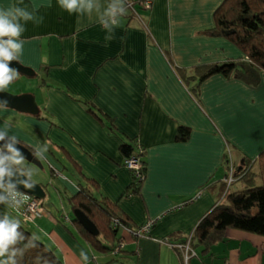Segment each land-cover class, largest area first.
<instances>
[{"label": "crops", "instance_id": "1", "mask_svg": "<svg viewBox=\"0 0 264 264\" xmlns=\"http://www.w3.org/2000/svg\"><path fill=\"white\" fill-rule=\"evenodd\" d=\"M225 2L154 0L146 11L127 2L126 15L109 33L96 12L69 14L57 0H0V7L35 8L44 18L28 22L21 37L19 62L35 75L20 73L18 85L7 88L34 95L39 113L0 108V130L9 125L6 138L15 135L33 153L48 147L42 164L50 177L34 172L35 182L46 192L52 177L64 186L56 188L59 204L45 197L47 214L32 233L63 264H264V237L239 230H229L205 255L192 245L188 255L174 246L194 233L228 189H243L242 181L226 186L233 165L253 162L252 170L262 172L264 71L245 67L241 50L216 30ZM108 3L100 0L102 10ZM238 61L245 65L229 76L200 82L207 68ZM79 100L96 104L113 120L112 129ZM182 127L190 132L186 141L177 138ZM127 145L143 153L146 164L138 195L128 193L135 169L127 166ZM79 170L134 230L153 222L149 233L124 230L111 246H121L117 254L92 247L61 200L85 187Z\"/></svg>", "mask_w": 264, "mask_h": 264}, {"label": "trees", "instance_id": "2", "mask_svg": "<svg viewBox=\"0 0 264 264\" xmlns=\"http://www.w3.org/2000/svg\"><path fill=\"white\" fill-rule=\"evenodd\" d=\"M127 2L132 3L134 9L146 11L149 9L144 6V3L151 2L153 4L154 0H127ZM129 17L133 18L134 16L129 14ZM216 23L218 33L241 50L248 62L245 67L255 71H264V0H226L216 12ZM244 65L240 61L214 65L206 69L200 82L214 75L229 76L239 66ZM79 101L99 122L104 125L109 123L112 129L113 120L96 104ZM189 136L188 129L183 127L179 129L177 137L179 141H186ZM136 146L138 147V145ZM122 151L126 156V161L133 158L138 161L139 169L131 172L133 180L128 192L130 195H138L146 174L143 153L135 154V148L129 145L124 146ZM259 158V162H262L261 175L252 170L253 162L246 163L245 161L244 167L240 169L232 166L233 172L230 174L231 178L226 186L229 188L242 181L243 189L233 193L228 189L220 203L204 216L192 234V248H202L203 255L209 254L212 246L222 241L229 230H239L264 237V151ZM79 172L82 174L80 170ZM82 177L86 182L84 183L85 187L69 198L71 209L73 213L84 212L97 226L99 235L89 234L75 216L74 223L78 225L85 240L97 251L114 253L119 245L116 244L117 246L113 249L111 246L121 240L120 234H123L124 228L134 230L133 222L117 204L99 194L100 187L93 179L84 174ZM0 195H6V192L0 190ZM1 204L16 216L21 225L18 232L22 233L24 239L15 246L17 255L14 259L17 264H63L56 252L30 231L27 226L29 224L22 220L10 202ZM3 218L4 215L0 213V219ZM176 248H178L177 245ZM181 253L183 254L182 250Z\"/></svg>", "mask_w": 264, "mask_h": 264}, {"label": "clouds", "instance_id": "3", "mask_svg": "<svg viewBox=\"0 0 264 264\" xmlns=\"http://www.w3.org/2000/svg\"><path fill=\"white\" fill-rule=\"evenodd\" d=\"M57 3L69 14L91 15L96 12L99 22L109 33L119 25L120 17L126 15L128 11L127 0H109L107 7L103 10L100 0H57ZM43 19V16L37 15L35 8L30 11L26 6L21 7L15 4L0 7V91L7 89L20 76L18 69L11 67L10 64L20 60L25 43L21 38L26 30L25 25L30 21L39 24L43 22ZM105 39H111V36ZM0 108H7L6 100H0ZM9 127L6 125L0 130V141H5ZM9 140L11 142L0 145V190L7 193V196L0 195V203L11 202L13 207H18L22 206L29 197L26 192L17 191L15 184L5 183V178L10 179L13 175L12 170L15 169L20 175L27 177L19 183L23 184L25 189H33L34 169L26 164V157L15 146L20 143L17 137L11 135ZM47 150L48 147L45 144L43 147H38L34 155L43 160ZM20 226L19 220L10 219L7 214L0 219V264H17L14 259L17 255L15 246L24 239L22 233L18 232Z\"/></svg>", "mask_w": 264, "mask_h": 264}, {"label": "water", "instance_id": "4", "mask_svg": "<svg viewBox=\"0 0 264 264\" xmlns=\"http://www.w3.org/2000/svg\"><path fill=\"white\" fill-rule=\"evenodd\" d=\"M11 67L18 69L19 73L24 74L26 76L35 75L34 70L23 66L19 61H13L10 64ZM0 100L7 101V108L14 109L18 112L37 115L39 113L38 105L35 99V96L32 94H22V95H15L7 90L0 91ZM5 142H11L8 138H5V141H0V145H3ZM20 151L21 154L26 157V163L32 164L39 169H43L44 166L42 164V160L38 159L34 153L24 146L21 143L15 145ZM13 175L12 177L5 178V183H13L16 185V189L22 192H26L37 199L44 200L46 197V191L44 186L41 184L34 183L33 189H25L23 184L19 183V181L26 180L27 177L20 175L15 171L12 170ZM75 216L79 223L84 227V229L91 234L92 236H98L99 230L97 226L84 214L82 211H76Z\"/></svg>", "mask_w": 264, "mask_h": 264}, {"label": "built area", "instance_id": "5", "mask_svg": "<svg viewBox=\"0 0 264 264\" xmlns=\"http://www.w3.org/2000/svg\"><path fill=\"white\" fill-rule=\"evenodd\" d=\"M127 6L132 7V4L128 3ZM144 6L147 9H150L152 7V3L151 2H145ZM127 163H128L127 166L129 167V169H131V170H134V169L138 170L139 169V164H138V161L136 159L133 158L131 160H128ZM17 191H19V190H17ZM19 192L25 193L22 191H19ZM27 195H28L29 199L22 206L13 207V208L16 210V212H18V214L20 215V217L22 218V220L25 223L32 224L38 218L42 217V215H43V213H42V210H44L43 206H42V208H40L41 205L43 204V200L37 199L28 193H27ZM5 196H7V193ZM17 200H19V197H17ZM10 204H11V202H10ZM117 224H118V222H117ZM151 228H152V224H147V225L142 226L140 229H137V230H130L127 228H124L123 230L140 236L143 234H148ZM191 240H192V235H189L186 237V240L183 244H175L174 246L176 247V245H177V247L183 251V254L188 255V253L191 251ZM120 248H121V246L119 245L115 249L114 254H117L119 252ZM186 264H187V262H186Z\"/></svg>", "mask_w": 264, "mask_h": 264}, {"label": "rangeland", "instance_id": "6", "mask_svg": "<svg viewBox=\"0 0 264 264\" xmlns=\"http://www.w3.org/2000/svg\"><path fill=\"white\" fill-rule=\"evenodd\" d=\"M23 78V77H22ZM31 80H34V79H32V78H30ZM17 81L18 80H15L13 83H11L12 85H15V86H17L18 84H17ZM9 86H11V85H9ZM28 166H30V167H32L33 169H34V172L36 173V174H42V176H45V177H47V178H49L50 177V169H49V167L47 166V165H45V170L44 169H39V168H37L36 166H34V165H32V164H28V163H26ZM71 169V168H70ZM34 173V174H35ZM64 176L67 178V177H69V172L68 171H65L64 173ZM35 176L33 175V177H32V180H34V182L36 181L35 180V178H34ZM50 181H52L51 182V185L50 186H48V188H47V192H46V194H47V197H46V199H49V198H54L53 200L55 201V203L56 204H59V200H58V198H57V196H58V194H57V186H59V187H61V184L64 186V184L63 183H61L60 181H59V179L58 178H55V177H52L51 179H50ZM36 183V182H35ZM53 200H50L49 202L50 203H52L53 204ZM61 200L63 201V204L65 205V207L67 208V210H68V213L70 214V216H75V213H73V211H72V209H71V206H70V202H69V200H68V198H66V197H64V196H62L61 197ZM42 206H43V209L44 210H42V213H43V215H42V217H44L46 214H47V211H46V207H45V204H44V202H43V204L41 205V207L40 208H42ZM52 210L53 209H56L57 207H55V206H52V207H50ZM0 213H2L4 216L7 214L8 216H9V218L10 219H17L16 218V216H14L12 213H10V211H9V209H7V207H5L4 205H2L1 203H0ZM42 217H40V218H42ZM76 217V216H75ZM39 219V218H38ZM77 219V218H76ZM79 222V221H78ZM149 224H152L153 225V222H151V223H149ZM37 225V222H34V223H32V224H29V225H27L29 228H30V231H32V232H36V228L34 227V226H36ZM40 231H42V229H40ZM124 232V231H123ZM37 233V232H36ZM121 233V232H120ZM211 263V262H210ZM212 264V263H211Z\"/></svg>", "mask_w": 264, "mask_h": 264}, {"label": "flooded vegetation", "instance_id": "7", "mask_svg": "<svg viewBox=\"0 0 264 264\" xmlns=\"http://www.w3.org/2000/svg\"><path fill=\"white\" fill-rule=\"evenodd\" d=\"M5 90H7V89H5ZM8 91V90H7ZM10 92V91H9Z\"/></svg>", "mask_w": 264, "mask_h": 264}]
</instances>
